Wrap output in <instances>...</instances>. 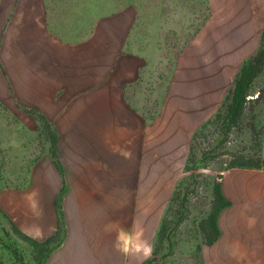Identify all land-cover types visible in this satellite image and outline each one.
<instances>
[{"label":"crops","instance_id":"1","mask_svg":"<svg viewBox=\"0 0 264 264\" xmlns=\"http://www.w3.org/2000/svg\"><path fill=\"white\" fill-rule=\"evenodd\" d=\"M195 5L196 36L158 95L148 88L154 51L178 50L167 37L189 29ZM263 31L264 0H0V229L23 264H36L33 250L11 223L38 242L60 228L44 264L150 258L121 254L116 235L142 232L153 251L179 156ZM31 110L56 131L57 159ZM223 217L210 248L231 259ZM0 262L18 264L1 245Z\"/></svg>","mask_w":264,"mask_h":264},{"label":"rangeland","instance_id":"2","mask_svg":"<svg viewBox=\"0 0 264 264\" xmlns=\"http://www.w3.org/2000/svg\"><path fill=\"white\" fill-rule=\"evenodd\" d=\"M129 2L127 1V4ZM194 7L195 11L192 6L191 11L197 17H190L189 29L167 37L168 43H179L178 50L174 51L159 45L158 49L154 51L160 63L152 64L148 70L150 78L154 81L150 82L148 88L150 90L157 89L158 95L161 94L164 86L166 89L169 87L181 56L180 52L188 45H192L196 36L194 31L196 29L193 27L196 26L198 19L203 18L204 14H199V10L196 9L197 5ZM174 20L175 23L180 22L175 18ZM147 37L149 38V35ZM160 40H163V36H160ZM167 60L170 62L168 63ZM223 79L222 76L221 101L224 100L233 83V80L223 81ZM263 86L264 77L258 80V90H261ZM160 100L159 97L158 103ZM219 104L217 102L211 104V110L206 115L207 121L214 115ZM257 113H259V109H257ZM260 120L264 132V115ZM196 132H191L190 144L183 148V154L179 156L176 166L179 173L177 184L181 182L184 189L187 187L189 190L195 189L196 193L191 195L189 219L173 235L174 255L167 257L165 264H264V171L228 168L232 153L264 156V134L256 136L246 125H242L232 132L225 143H222V138L212 127L202 132L194 140ZM204 153H208V156L195 173L187 171L188 160L194 156L200 159ZM191 175L195 176V179H191ZM195 182L196 184H194ZM216 183L222 184L223 191H226L229 200L233 203L232 210L227 208V211L223 212L225 225L229 229L233 226V258L231 259L216 257L213 248L202 245L198 233V223L208 213V205L213 199L212 188ZM5 234L0 229V239L11 245ZM200 246H202V250L199 251L197 248Z\"/></svg>","mask_w":264,"mask_h":264},{"label":"trees","instance_id":"3","mask_svg":"<svg viewBox=\"0 0 264 264\" xmlns=\"http://www.w3.org/2000/svg\"><path fill=\"white\" fill-rule=\"evenodd\" d=\"M262 77H264V31L257 52L243 62L220 109L212 119L197 130L194 135V140H196L202 132L211 127L214 128L216 133L222 138V143H225L232 132L242 125H246L251 133L256 136L258 134H264L263 128L260 125V119L264 115V86L261 90H258V80ZM254 95H256V98H254ZM257 109H259V113H257ZM29 113L41 123L39 130H41V133L51 143V153L55 159H57L58 136L56 131L44 115L39 114L35 110H31ZM207 156L208 153H204L200 159H197L195 156L191 158V160L189 159L186 170L193 171L192 174H194ZM228 168L264 171V156L232 153ZM192 178L195 179V176L191 175V179ZM194 184H196V182ZM195 193V189L189 190L188 187L184 189L181 182L177 184L163 215L153 247L152 256L143 264H165L166 258L174 255L175 242L173 240V235L189 219L191 195H195ZM212 193L213 199L208 205V213L198 223V233L201 243L208 247L214 245L221 237L220 219L223 212L231 206V202L225 195L221 183L213 185ZM0 215H4L1 210ZM11 227L16 236L32 247L33 258L36 264H44L53 248L60 241V228L58 233L51 239L45 242H38L23 234L12 223ZM0 245H3L15 255L18 264H23L21 253L14 249L12 244L8 245L5 241L0 239ZM201 247L202 246L197 249L200 251L202 250ZM0 264L3 263L0 262Z\"/></svg>","mask_w":264,"mask_h":264},{"label":"clouds","instance_id":"4","mask_svg":"<svg viewBox=\"0 0 264 264\" xmlns=\"http://www.w3.org/2000/svg\"><path fill=\"white\" fill-rule=\"evenodd\" d=\"M115 248L125 256L142 255L144 258H148L152 254V247L143 239L142 232H133L123 228L116 235Z\"/></svg>","mask_w":264,"mask_h":264}]
</instances>
